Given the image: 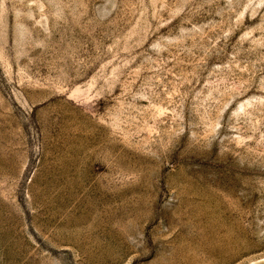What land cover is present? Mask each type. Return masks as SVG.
<instances>
[{
  "label": "rangeland",
  "instance_id": "1",
  "mask_svg": "<svg viewBox=\"0 0 264 264\" xmlns=\"http://www.w3.org/2000/svg\"><path fill=\"white\" fill-rule=\"evenodd\" d=\"M208 248L264 264V0H0V264Z\"/></svg>",
  "mask_w": 264,
  "mask_h": 264
},
{
  "label": "bare ground",
  "instance_id": "2",
  "mask_svg": "<svg viewBox=\"0 0 264 264\" xmlns=\"http://www.w3.org/2000/svg\"><path fill=\"white\" fill-rule=\"evenodd\" d=\"M130 228L123 226L115 231V236L113 241H111V245L114 247L116 252H121L123 249V244L125 243L124 237L128 234L131 235ZM207 252V255L203 257H190L189 255H179L170 258V260L165 264H215V259L213 257L221 255L222 251L216 248H208L207 250H203ZM108 257H102V262L104 259Z\"/></svg>",
  "mask_w": 264,
  "mask_h": 264
}]
</instances>
